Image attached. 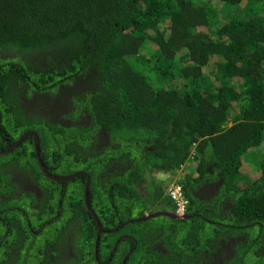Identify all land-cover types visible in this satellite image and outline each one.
Segmentation results:
<instances>
[{"label":"trees","instance_id":"1","mask_svg":"<svg viewBox=\"0 0 264 264\" xmlns=\"http://www.w3.org/2000/svg\"><path fill=\"white\" fill-rule=\"evenodd\" d=\"M6 51L18 58H0L4 73L17 77L19 65L16 82L28 76L36 89H52L44 82L67 80L65 74L99 79L88 108L83 101L90 127L67 131L88 135L79 143L90 152L87 196L100 222L112 229L132 220L122 231L132 233L138 249L150 247L157 233L171 250L169 262L145 264H186L191 249L209 244L214 228L205 223L207 241L164 217L138 220L175 211L167 192L175 178L187 214L228 203L233 217L223 222L250 226L237 230L248 244L227 264H264V154L258 169L252 159L242 160L264 151V0H0V53ZM36 53H43L45 69L28 61ZM100 130L108 144L95 149ZM187 163L194 173H180ZM244 163L257 172L253 178ZM216 181L210 201L190 192ZM74 210L76 244L87 216L89 230L96 228L84 207Z\"/></svg>","mask_w":264,"mask_h":264},{"label":"flooded vegetation","instance_id":"2","mask_svg":"<svg viewBox=\"0 0 264 264\" xmlns=\"http://www.w3.org/2000/svg\"><path fill=\"white\" fill-rule=\"evenodd\" d=\"M8 56L18 58L8 51L0 53L4 60ZM44 60L43 53L28 58L33 66L41 69L47 66ZM18 61L24 63L26 60L23 57ZM19 67H13L18 70H15L17 77L13 76V71L4 73L0 67V264H77L78 256L81 264H145V261L150 263L155 259L169 262L171 250L163 241L157 240V233L150 247L138 249L132 233L122 231L132 220L108 229L98 219L88 197V204L84 200L85 184L88 181L90 185L92 161L89 149L86 151L80 144L88 135L85 137L80 132L75 134L67 130L72 126L85 130L90 127L92 118L85 108L92 101L86 99L95 96L99 79L93 75L69 78L70 75L65 74L67 80L60 82L54 78L44 82L53 86L52 89H36L35 82H31L28 76H25L27 81L17 79L16 82V78L23 75ZM51 75L56 76L55 73ZM75 111H78L77 118L73 116V119L71 114ZM58 135L61 141L56 139ZM96 136L98 144L95 149L108 144V135L103 130ZM47 174L58 181L50 179ZM219 186L216 181L189 189L194 198L210 201ZM78 190L82 191L81 198ZM227 205L220 211L207 206L203 210L196 208L192 215L186 213L187 218L167 217L165 213L172 212L164 211L148 215L157 214L149 219H170L173 227H179L186 234L192 232L194 236L199 233L202 239L206 238L207 232L204 223L213 226L207 237V248L191 249L193 255L189 254L186 264H227L232 257L239 256L240 247L248 244L246 235L237 230L250 227L241 225L238 219V223H231V220L229 224L224 223L225 219L228 221L233 217V214L228 216ZM82 207L92 216L96 231L93 234L89 230L92 222L87 216L86 230L80 235V242L75 244L73 240L78 228L71 215L77 214L75 208ZM202 212L213 213L212 221L206 220ZM176 221L180 224H175ZM222 227L226 230H219ZM127 242L129 245L123 246ZM194 251L198 257H193Z\"/></svg>","mask_w":264,"mask_h":264},{"label":"built area","instance_id":"3","mask_svg":"<svg viewBox=\"0 0 264 264\" xmlns=\"http://www.w3.org/2000/svg\"><path fill=\"white\" fill-rule=\"evenodd\" d=\"M167 192L170 200L175 205L174 214L177 216H184L188 206V200L184 197L183 187L178 178H175L170 184Z\"/></svg>","mask_w":264,"mask_h":264},{"label":"rangeland","instance_id":"4","mask_svg":"<svg viewBox=\"0 0 264 264\" xmlns=\"http://www.w3.org/2000/svg\"><path fill=\"white\" fill-rule=\"evenodd\" d=\"M263 154H264V151L262 149L255 150V151L252 150L249 153L250 156L243 157L242 160L246 161V159H252V161L254 162L253 168L255 167L256 169H258L259 164L263 160L262 156H261ZM253 168H251V166H248L247 164L244 163V172H246L249 175L250 178H253L257 174V172H255V170ZM189 170H191V171H189ZM185 171H187V172L189 171L188 173H194L193 164H188L187 163L184 167H182L180 173L185 172Z\"/></svg>","mask_w":264,"mask_h":264},{"label":"water","instance_id":"5","mask_svg":"<svg viewBox=\"0 0 264 264\" xmlns=\"http://www.w3.org/2000/svg\"><path fill=\"white\" fill-rule=\"evenodd\" d=\"M41 168L44 170V168L42 166H41ZM47 176L50 177L48 174H47ZM50 179H53L54 181H58V180H55V178H52V177H50ZM88 187H89V183L87 181L86 184H85V189H84V200H85L86 204H88V202H87L88 201L87 200ZM87 207H88L87 210L88 211L90 210L93 213V215H94V212L91 210V208L89 206H87ZM155 216H157V214L147 215L144 218H141V219H138V220L139 221H145V220H147L149 218H152V217H155ZM165 216H167V217H175L176 215H174L173 213H170V214L169 213H165ZM176 217L177 218H187V215L186 216H182V217H178V216H176Z\"/></svg>","mask_w":264,"mask_h":264},{"label":"clouds","instance_id":"6","mask_svg":"<svg viewBox=\"0 0 264 264\" xmlns=\"http://www.w3.org/2000/svg\"><path fill=\"white\" fill-rule=\"evenodd\" d=\"M187 210V209H186ZM173 214H174V212H173ZM175 215V214H174ZM185 215H186V212H185ZM177 216V215H176ZM178 217H182V216H178Z\"/></svg>","mask_w":264,"mask_h":264}]
</instances>
